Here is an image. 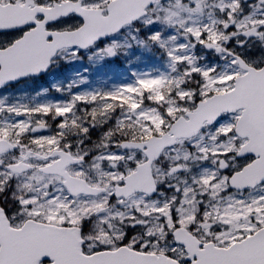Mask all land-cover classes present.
<instances>
[{"label":"snow or ice","instance_id":"snow-or-ice-1","mask_svg":"<svg viewBox=\"0 0 264 264\" xmlns=\"http://www.w3.org/2000/svg\"><path fill=\"white\" fill-rule=\"evenodd\" d=\"M0 264H264V0H0Z\"/></svg>","mask_w":264,"mask_h":264},{"label":"rangeland","instance_id":"rangeland-1","mask_svg":"<svg viewBox=\"0 0 264 264\" xmlns=\"http://www.w3.org/2000/svg\"><path fill=\"white\" fill-rule=\"evenodd\" d=\"M105 79L107 78V77H104Z\"/></svg>","mask_w":264,"mask_h":264}]
</instances>
